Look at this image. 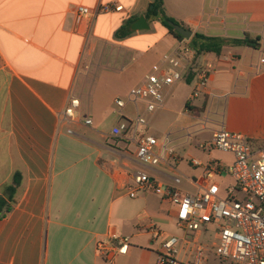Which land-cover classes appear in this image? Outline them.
Here are the masks:
<instances>
[{
    "label": "crops",
    "instance_id": "1",
    "mask_svg": "<svg viewBox=\"0 0 264 264\" xmlns=\"http://www.w3.org/2000/svg\"><path fill=\"white\" fill-rule=\"evenodd\" d=\"M154 2L0 0V198H11L8 188L21 176L9 202L13 209L0 218V264H104L96 244L111 228L131 239L128 254L116 264H157L161 241L149 227L175 219L176 208L151 190L130 197L132 173L169 184L179 175L181 187L191 190L190 179L202 173L191 158L233 161V156L214 158L215 152L201 147L206 142L194 149L191 141L201 131L209 130L212 139L224 127L264 144V49L248 46L199 57L209 73L199 97H193V75L168 91L164 108L150 119L152 125L157 118L175 117L173 126L155 132L160 140L172 133L168 145L175 156L168 155L167 163L141 164L136 143L112 135L122 120L115 100L127 98L177 47L178 40L158 21H148L150 30L116 38L127 21L145 15ZM163 2L166 14L194 34L249 35L264 42V0ZM79 5L96 16L77 25ZM134 63L145 68H129ZM72 96L81 99L79 122L61 124ZM129 106L124 113L130 114ZM89 116L93 125L81 123ZM213 116L223 120L209 127ZM106 121L111 128L100 129Z\"/></svg>",
    "mask_w": 264,
    "mask_h": 264
},
{
    "label": "built area",
    "instance_id": "2",
    "mask_svg": "<svg viewBox=\"0 0 264 264\" xmlns=\"http://www.w3.org/2000/svg\"><path fill=\"white\" fill-rule=\"evenodd\" d=\"M121 10L122 6L116 7V11ZM96 14L95 10L83 5L74 9L77 25L90 22ZM192 75L197 79L193 93L197 98L208 87L209 73L185 39L178 41L174 50L165 53L152 66L141 84L129 91L127 98L115 100L122 120L113 128L112 135L135 142L136 158L141 164L159 166L167 163L168 155L175 156L174 149L168 145L172 133L166 134L163 140L150 134V119L164 108L168 91ZM128 105L132 114L123 112ZM81 106V99L72 96L60 118L61 124L79 122L77 114ZM208 122L206 119L205 125ZM81 123L91 126L93 120L89 116ZM68 133L74 134L73 129L69 128ZM209 147L231 154L233 161L226 164L215 159L203 162L191 158V165L202 169L199 178L190 179L194 191L181 187L183 178L179 175L169 184L143 172L132 173L135 187L128 190L130 197H136L139 190L155 192L163 202L176 208L177 226L196 233L190 241L186 236L170 234L153 223L148 231L154 240L161 241L157 264H208L209 253L224 263L264 264V144L220 127L214 132ZM224 173L236 182L235 186L226 188L225 197L221 196V186L215 181ZM203 229L214 235L212 246L200 242ZM130 246V237L111 228L97 241L96 250L104 264H116L119 256L128 254ZM180 254L187 259H181Z\"/></svg>",
    "mask_w": 264,
    "mask_h": 264
},
{
    "label": "trees",
    "instance_id": "3",
    "mask_svg": "<svg viewBox=\"0 0 264 264\" xmlns=\"http://www.w3.org/2000/svg\"><path fill=\"white\" fill-rule=\"evenodd\" d=\"M145 15L150 23H152L153 21H158L162 26L167 28L170 35H172L174 39L178 41L185 40V38L179 32H177L172 26H170V22L179 24L181 26L184 25L180 24L175 19L169 17L166 14L163 0H155V2L147 10ZM136 20H138V17L132 18L131 20L127 21L126 24L116 32V38L123 39L133 34L131 25ZM260 43V38H251L249 35H246L241 39H226L221 37H209L200 33H195L192 39L189 41L190 47L196 52L198 57L207 53H213L220 56L222 55L226 47L248 46L257 49V45ZM186 106L189 107V103ZM20 179L21 176L16 175L14 178V184L16 186H10L8 188V192L11 194V198L9 200L0 198V218L5 217L6 214L12 211L13 206L9 202L13 199V194L16 191V187L20 184Z\"/></svg>",
    "mask_w": 264,
    "mask_h": 264
},
{
    "label": "rangeland",
    "instance_id": "4",
    "mask_svg": "<svg viewBox=\"0 0 264 264\" xmlns=\"http://www.w3.org/2000/svg\"><path fill=\"white\" fill-rule=\"evenodd\" d=\"M172 41H173V39H172ZM261 43L264 44V42H261ZM105 63H106V61H105ZM109 68H113V65L110 64ZM115 68H119V67H115ZM129 68H145V67H143V66L141 67V66H139L138 63H134ZM127 112L130 113V114L133 113L131 106H129ZM220 115H222V114L220 113ZM166 117H167V119H161V118L155 119L153 121L151 127H150L151 129L149 130V133L150 134H154L157 138H159V135H157L155 133L157 130L158 131H164V129H166L167 127L173 126L172 123H174L173 121H174L175 117H172L171 115L166 116ZM211 119H212V121H211V125H209V127L215 126L216 123L214 121L217 122V121L223 120V119H221L218 116H213V117H211ZM110 128H111V123L109 121H106L100 127V129H102V130L103 129L107 130V129H110ZM211 135L212 134H211V132L209 130L201 131L200 134L198 135V137H194L192 139V141H191L194 149H196V147L200 143L206 142L205 144L207 146L206 147L207 151L211 150L210 147H209V144H210V142L212 140L211 139ZM247 137H249V136H247ZM211 151L215 152L213 154L214 158H221V159H224V160H231L232 159V155L220 153V152H218L216 150H211ZM215 181L221 186V196H223V197L226 196V193H227L226 188L229 187V186H235V184H236L235 180L231 176H229L227 173H224L223 176H219ZM188 188L191 189V191H194V188H192L191 186H189ZM238 197L241 198L242 195L240 194ZM155 202L159 205L160 201H158V199H157V201H155ZM147 221H148L147 223H150V221H151L150 218H147ZM161 223L162 224H161L160 228L162 230L170 233V234L177 235V236H186L187 239L190 240V241H193V239L196 237V233L195 232H192V231L187 232L185 229L179 228L177 226V222H176V220L174 218L171 219L170 222L165 220V221H162ZM200 242L205 244V245H207V246H212V244L215 242L214 235L211 234L208 230L203 229L202 235L200 237ZM208 257L210 258V261L208 262V264H229V263H224L221 260H219L217 257H215V254H213V253H209ZM180 258L181 259H187V256H185L184 254H180Z\"/></svg>",
    "mask_w": 264,
    "mask_h": 264
},
{
    "label": "water",
    "instance_id": "5",
    "mask_svg": "<svg viewBox=\"0 0 264 264\" xmlns=\"http://www.w3.org/2000/svg\"><path fill=\"white\" fill-rule=\"evenodd\" d=\"M170 26H172L177 32H179L186 40L190 41L192 37L194 36V33L192 30L181 26L179 24L170 22ZM131 30L133 32L136 31H146L150 30V24L146 18L145 15H141L138 20H136L132 25H131ZM258 48L264 49V44L260 43L257 45Z\"/></svg>",
    "mask_w": 264,
    "mask_h": 264
}]
</instances>
